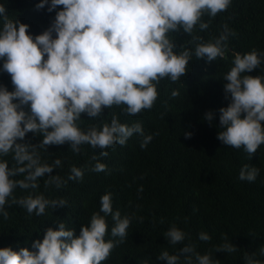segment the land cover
<instances>
[{
	"label": "clouds",
	"instance_id": "9594fccd",
	"mask_svg": "<svg viewBox=\"0 0 264 264\" xmlns=\"http://www.w3.org/2000/svg\"><path fill=\"white\" fill-rule=\"evenodd\" d=\"M231 4L232 0H40L38 9L45 5L49 12L60 5L63 8L47 30L33 36L29 25L7 15L5 4L0 3V71L9 73L14 85L12 91L0 85V217H9L5 205H19L29 216L67 205L63 198H52L50 190L82 180L84 169L72 165L67 177L51 175L53 169L63 167V160L45 159L42 152H48V145L68 142L73 153H79L82 145L100 149L99 156H93L96 163L89 168L97 173L107 169L99 157H107V149L125 145L134 134L143 137L140 146L146 147L154 134L145 135L141 122L122 123L113 113L110 122L85 130L78 123L81 114L91 119L101 117L105 108L115 105L130 116L137 115L153 107L159 82L164 78L179 81L193 57L209 61L225 58L227 41L236 32L225 23L219 36L204 41L197 30L209 28L211 20L206 22L203 16L215 18ZM181 30L191 37L188 45L193 47L177 45L170 37ZM257 68L261 69L259 75L249 74ZM223 80L230 103L219 109L218 139L230 147H243L251 158L264 144V51L236 52ZM214 116L209 111L204 119L211 122ZM29 132L43 137L38 145L17 142ZM184 135L190 138L192 133ZM259 174L260 168L245 164L238 179L254 182ZM44 177V191H39L40 178ZM17 188L26 194L17 197ZM138 191L143 192L142 185ZM112 196L111 192L101 196L99 211L91 214L78 235L66 221H60L58 229L48 228L42 241L32 243L34 251L0 248V264L106 261L127 237L135 218L134 214L122 216L119 209L114 211ZM109 215L113 239H106ZM163 235L176 249H164L156 257L166 264H219L213 251L230 254L238 250L224 235L214 250L201 254L189 233L176 224ZM198 239L207 242L212 237L201 231ZM258 257H264V245L245 253L244 264H264ZM142 264H150V258Z\"/></svg>",
	"mask_w": 264,
	"mask_h": 264
},
{
	"label": "trees",
	"instance_id": "16d2710c",
	"mask_svg": "<svg viewBox=\"0 0 264 264\" xmlns=\"http://www.w3.org/2000/svg\"><path fill=\"white\" fill-rule=\"evenodd\" d=\"M39 2L0 0L5 4L7 15L29 25L28 32L33 36L47 30L57 11L63 8L60 5L49 12L48 5L38 9ZM202 19L211 20L208 29L197 30L204 41L219 36L225 23L236 32L227 41L226 57L212 61L193 57L179 81L164 78L159 82L153 107L137 115L130 116L115 105L105 108L101 117L93 119L82 113V120L78 122L82 129L110 122L115 113L122 123L141 122L145 135L154 134L153 139L141 148L143 137L134 134L125 145L107 149L109 155L99 157L107 169L99 173L89 168L96 163L93 156H99L100 149L82 145L79 153H73L68 142L48 145V152H42L43 157L49 161L57 157L63 160V167L53 169L51 175L59 173L67 177L75 165L84 169L83 179L69 181L59 190L51 189V197L63 198L67 205L48 208L41 216H29L19 205H5L9 217L7 220L0 217V248L12 247L19 251L27 247L34 251L32 243L37 239L42 241L48 228L58 229L60 221H66L78 235L91 214L99 211L100 198L107 192L113 194L114 211L119 209L122 216L134 214L135 218L127 237L101 264H142L147 258L151 264H166L156 257L164 249L176 250L163 235L171 224L189 233L201 254L214 250L227 235L238 250L230 254L213 251L219 264H244L245 253L255 252L264 245V144L249 158L243 147H230L218 139L219 109L230 103L224 91L223 75L232 66L236 52L243 54L253 48L264 51V0H232L229 8L215 18L206 14ZM170 37L177 45L193 47L188 45L191 37L182 30L170 33ZM2 64L0 60V67ZM260 73L261 69L257 68L249 74ZM0 85L14 90L11 75L6 71H0ZM173 91L178 95L173 97ZM23 107L29 111L28 106ZM209 111L215 113L211 122L204 119ZM186 132L192 133L190 138H186ZM42 139L41 135L29 132L23 141L17 142L38 145ZM6 158L11 167L10 156ZM245 164L260 168L254 182L238 179ZM44 179L40 178L39 191H44ZM141 185L143 192L138 191ZM14 194L19 197L26 192L17 188ZM107 221L106 239H113L110 215ZM201 231L208 232L212 239L200 241ZM258 258L264 260V257Z\"/></svg>",
	"mask_w": 264,
	"mask_h": 264
},
{
	"label": "bare ground",
	"instance_id": "6f19581e",
	"mask_svg": "<svg viewBox=\"0 0 264 264\" xmlns=\"http://www.w3.org/2000/svg\"><path fill=\"white\" fill-rule=\"evenodd\" d=\"M136 244V243H135ZM119 245V244H118ZM144 247V246H143ZM124 248V247H123ZM158 248V247H157ZM155 249V248H154ZM153 250V249H152ZM156 250V249H155ZM159 250H160V248H159ZM156 252H157V250H156ZM139 253V252H138ZM151 253V252H150ZM153 253H155V252H153ZM159 253V252H158ZM143 257H145V256H143ZM133 258V257H132ZM159 261V260H158ZM155 262V261H154ZM151 264V263H150ZM160 264V263H159Z\"/></svg>",
	"mask_w": 264,
	"mask_h": 264
}]
</instances>
